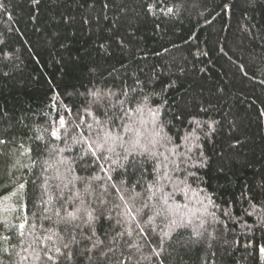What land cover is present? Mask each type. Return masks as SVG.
Instances as JSON below:
<instances>
[{"label":"trees","instance_id":"1","mask_svg":"<svg viewBox=\"0 0 264 264\" xmlns=\"http://www.w3.org/2000/svg\"><path fill=\"white\" fill-rule=\"evenodd\" d=\"M154 2L158 0H149ZM142 4L143 0H39L38 3L0 0V139L8 141L0 145V221L8 222L7 227L0 226V264H52L41 248L52 247L42 233L52 235V230L45 232L51 229L45 216L52 215L55 196L53 205H47L41 203L40 194L44 188L42 181L55 176L57 167L61 174L78 177L76 187L81 190L85 186L81 181L90 182L91 194L85 207L93 211L104 201L106 216L111 219L101 221L102 227L111 224L113 230L121 232L130 226L136 229L131 237L124 239L136 243L138 248L129 249L124 239L117 238L116 243L110 244L112 251L105 249L107 256L98 264H118L128 261L130 256V264H151L155 245L149 243V236L137 234L131 216L137 215L136 209L143 202L149 208L158 206L160 194L148 200L151 193L147 189L157 178V172L164 170L163 165L154 172L157 161L138 157V167L143 173L131 168L126 174H122V169L109 172L107 164L101 171L88 163V157L80 159L83 151L72 139L52 141V146L60 151L51 159L44 142L35 139L37 135L47 139L45 130L53 125L58 128L61 116L71 122L70 130L87 132L92 118L86 114L85 94L104 88L105 84L118 92L121 78L132 84L131 76L155 78L159 74L157 93L165 82L175 81V90L165 89L170 115L178 102L181 106L187 103L193 115L198 111L196 105H204L207 114L200 113L196 118L219 122L215 142H209L205 149L211 157V167L197 173L208 183L192 184L191 191L185 189V195L177 187L186 179L185 174L169 171L171 180L163 183L165 193H176L169 202L171 205L187 203L190 208L199 209L198 200L206 195L222 205L239 197L245 185L257 191L264 185V0H163L155 15L146 14ZM164 4L174 7L176 12L171 16L161 15ZM122 38L130 41L123 48ZM101 42L108 46L111 55L102 54ZM161 99L159 95L153 97V108ZM65 107L72 110L71 115ZM132 120L134 127L147 135L148 113L139 117L134 114ZM77 123H81L78 129ZM190 128L186 123L170 120L164 135L175 141L177 135ZM29 148L30 156L21 155ZM115 151L123 150L117 144ZM156 151L161 160L170 155L168 146L157 145ZM60 159L70 162L75 172L66 173V165L56 163ZM46 160L53 167L44 172L41 165ZM220 163L227 165V176L231 179L226 187H220L226 184L225 177L216 172ZM108 175L113 177L111 181ZM121 180L127 183L116 192L111 185L120 187ZM20 182H26L27 196L19 203L15 197L5 200L13 185ZM55 183L58 181L52 182ZM52 184L49 194L54 191ZM198 188L205 191L200 193ZM63 194H68V188ZM48 198L45 195V201ZM25 204L28 220L36 228L26 227L21 237L12 225L23 222ZM43 208L48 209L47 213ZM245 208H248L247 200L227 209L233 213L235 222H228V229L223 230L225 236L213 242V249L173 253L167 264H264V257L258 251L264 245V232L246 227L253 225L256 216L244 215ZM256 211L262 210L257 206ZM165 224L157 217L152 225L156 230L153 235L167 230ZM6 236L11 238L5 239ZM234 240L239 243L233 244ZM88 247L91 248L90 243ZM212 251L216 252L215 256L210 254ZM93 256L95 259V253ZM60 264L71 262L62 258Z\"/></svg>","mask_w":264,"mask_h":264},{"label":"snow or ice","instance_id":"2","mask_svg":"<svg viewBox=\"0 0 264 264\" xmlns=\"http://www.w3.org/2000/svg\"><path fill=\"white\" fill-rule=\"evenodd\" d=\"M34 2L38 3L39 0H34ZM162 3L163 0H158V2L154 3H149V0H143L142 7L146 14L155 15L156 8L160 7ZM105 7H107V4ZM175 12L176 9L174 7L164 4V11L161 15L171 16ZM156 26L158 27L159 25ZM129 43V40L121 39L122 48ZM99 49L103 55H111L108 46L103 42L99 44ZM90 71L95 72V69H90ZM159 78V74L155 78L151 75L147 78L135 75L129 77L132 80V84H128L127 79L121 78L118 92H114L106 84L104 88L93 89L85 94L86 114L92 118V123L87 124V132L70 130L68 125L71 122L66 121L61 116L58 120V128L53 125L50 129L45 130L48 133L47 139L39 135L35 139L44 142L50 159L60 151L52 146V141L72 139L81 146L83 155L80 156V159L84 160L88 157V163L91 166H98L101 171L105 170V164H107L109 165V172H116L118 169H122V174H126L131 168L134 171L141 170L143 173V170L138 167V157L151 158L157 161L158 163L153 166L154 172L157 171L160 165H163L164 170L157 172V178L153 180L147 189L151 193L147 197L148 200L155 198L157 193L160 194L157 201L158 206L154 205L149 208L148 203L143 202L141 208L136 209L137 215L135 216H131V208L127 209L132 223L137 225V234L141 237L149 236V243L155 245L151 250V264H167L173 253L179 254L183 252L187 254L194 248L213 249V242L220 241L225 236L223 230L228 229V222H235L232 220L233 213L227 209L238 201L247 200L248 208L252 209V211H248V208H245L244 215L253 216L255 214L256 216L253 225H246V227H252L253 230L259 229L264 232V185L258 191L245 185L242 187L239 197L231 202L224 201L222 205H218L211 195H206L203 200H198L201 205L199 209L190 208L187 203L178 205L169 203L176 195L175 192L165 193L166 185L163 181L171 180L169 171L185 174L186 179L181 180L180 185H177L185 195H187L185 189L191 191L192 184L198 181L205 185L208 183V180L203 179L197 173L202 169L211 167L209 163L211 157L205 149L209 142H215L218 135L219 122L196 118L200 113L207 114L208 108L204 105H196L198 111L193 115L188 111L189 105L187 103L181 106L178 102L170 115L171 106L168 103L165 89L175 90L176 82H165L160 92L157 93L156 82ZM68 95L73 96L77 95V93H68ZM157 95L162 97V99L153 108V97ZM65 111L69 115L72 114L70 108L65 107ZM145 112L150 116L148 125L145 126L147 135L134 127L135 121L132 120L134 114L139 117ZM186 112L187 116L185 115ZM187 117L192 118L188 119ZM170 120L179 121L182 125L186 123L191 128L182 135H177L174 141L171 137L164 135V128ZM80 127L81 123L75 125L77 129ZM114 129L116 130L114 131ZM7 143L6 139H0V145ZM117 144L122 148V153H116L115 146ZM157 145L168 146L170 155L165 156L161 160L160 155L156 151ZM20 147L23 148V144ZM180 148L184 150L178 151ZM31 151L32 149L29 148L27 153L22 152L21 155L27 154L30 156ZM113 155H115V158H113ZM100 161H104V163L102 164ZM56 163L58 165H66V173L75 172L72 164L65 159H60ZM169 165H171L170 168ZM34 166L35 161H33ZM52 167L53 164L48 160L44 162V165H41L44 172H47ZM226 167L225 163H220L216 168V172L223 174L226 181V184L220 185V187H226L227 184L231 183V179L227 176ZM78 179L75 176L69 177L61 174L59 167H57L55 176L46 177L42 181L44 188L40 194L41 203L53 205L52 197L55 196V206H52V215L45 216V219L51 225V229H45V232L52 230V235L42 233L44 239L51 242L52 247L44 245L41 248L46 259L52 261V264H60L62 258L67 262H71V264H84L85 261H87V264H98L100 259L107 256L105 249L112 251L110 244L116 243L117 238L131 237L132 232L136 231L131 226L123 232L118 229L113 230L111 224L107 227H102L101 221L111 219L110 216H106V211L103 207L104 201L101 200L99 209L89 211L85 204L87 203V196L91 194L89 191L91 184L87 180L81 181L85 185L83 190H81L76 187ZM112 179L113 177L108 175V180L111 181ZM53 181H58V183L52 184ZM126 183V180H121L120 187L115 183L111 187L116 192H120ZM50 184H52L54 189L51 194H49ZM69 185H71L70 188ZM65 188H68V194H63ZM107 191L108 189L105 188L104 192ZM198 191L203 193L205 189L198 188ZM45 195L49 196L46 201L44 199ZM26 196V182H20L13 185L10 196L4 197V199L15 197L17 198V203H19ZM120 199L124 200V197L121 196ZM132 199L135 200L136 197ZM115 206L118 207L119 205ZM257 206L262 210L261 212L256 211ZM145 209L149 210L148 213L144 211ZM42 211L47 213L48 209L43 208ZM24 212L23 222L18 225H12L13 228L19 231L21 237H23L26 227L30 229L36 228V224L30 223L28 220L26 204ZM157 217H161L166 222L165 227L167 230L153 235L156 230L152 225L156 223ZM7 224L6 220L0 221V226L7 227ZM113 231L115 235L112 234ZM101 233L103 238H101ZM53 236L56 237L55 240H53ZM10 238V236L5 237V239ZM39 239L40 237H37V240ZM89 243L91 248L88 247ZM124 243L129 249L138 248L136 243H130L127 239H124ZM238 243V240L233 241V244ZM224 251L227 254L228 245L226 243L224 244ZM258 251L259 255L264 257V245L260 246ZM93 253H95V259ZM165 253L168 255H165ZM210 254L215 256L216 252L212 251ZM37 258H39V255ZM145 259L149 258L146 257ZM130 260L131 256L128 261L118 262V264H130Z\"/></svg>","mask_w":264,"mask_h":264},{"label":"rangeland","instance_id":"3","mask_svg":"<svg viewBox=\"0 0 264 264\" xmlns=\"http://www.w3.org/2000/svg\"><path fill=\"white\" fill-rule=\"evenodd\" d=\"M1 209V208H0Z\"/></svg>","mask_w":264,"mask_h":264}]
</instances>
